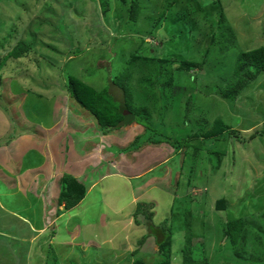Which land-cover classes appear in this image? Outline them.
<instances>
[{
  "label": "rangeland",
  "instance_id": "rangeland-1",
  "mask_svg": "<svg viewBox=\"0 0 264 264\" xmlns=\"http://www.w3.org/2000/svg\"><path fill=\"white\" fill-rule=\"evenodd\" d=\"M106 1L107 13L103 14L100 0H0V150L25 136L24 139L29 140L34 137L40 150L49 152L52 136H39L38 133L48 129L52 121L58 125L62 123V127H54V134L62 135L63 139L67 135L63 134V129H73L75 121L81 129L92 131V121H88L91 117L84 118L86 123H80L71 112L61 111L64 106H74V102L66 95V99L61 94L59 97L57 91H65L67 77L74 76L97 92L102 81V85H109L108 78L117 82L124 67L127 68L125 64L130 61V54L135 52L143 59L133 63L139 70L132 71L129 82L130 104H143L142 95L135 88L157 80L158 66L146 60L152 47L158 48V59L198 64L197 68L188 71L171 66L165 70L166 74L170 72L173 86L180 88L179 93L158 83L150 93L146 91L152 121L163 124V127L153 129L170 140L182 134L188 137L192 132L196 136L192 141L184 142V147L177 153L164 140L156 145L142 144L141 149L150 151L145 163L162 159L164 162L166 156L168 162L141 179L130 180L129 190H119L121 181L109 178L107 191L90 192L84 204L69 211L66 220L70 222L58 227L56 220L65 213L58 198L62 190L61 178L66 171L61 169L62 158H55L50 173L56 178L52 181L55 192L44 207L46 222H41L45 229L33 232L24 222L25 225L18 222L17 216L14 220L10 213L0 208V264H134L137 260L144 264H163L164 258L159 255L156 243L162 240L161 234L168 224L173 229L168 264H184L186 215L191 224L192 264H264V71L245 84L235 101L221 99L210 90V86L230 82L231 69L239 53L264 48V0H179L181 11L171 9L169 14L177 16L155 30V16L161 15L169 0H154L158 3L155 13L144 11L151 20L135 27L128 22L124 11L126 5L117 0ZM197 5H201L202 10H198ZM221 10L228 20L227 33L216 27ZM209 32L224 36L225 45L214 44L207 55L202 42ZM172 33L178 37L170 39ZM18 45L26 49L15 59L11 52ZM227 46L228 50H225ZM161 87L165 88V95L160 100ZM110 91L121 104V91ZM174 100L176 109L172 108ZM52 102L61 109L53 111L57 120L53 119ZM75 105L72 110L81 109ZM216 120L240 133L242 141L233 137L234 132L231 134L230 130L222 137L206 139L212 132L211 126L216 127ZM144 129L143 124L124 125L118 131L100 137V142L91 139L88 144L97 143L99 152H109L107 157L110 159L105 158L102 163L103 173L115 159L120 161L129 155V174L137 171L133 152L139 147L129 146L137 135L144 133ZM95 131L102 135L97 125ZM80 144L74 145L75 148ZM82 146L81 149L87 148L84 143ZM31 161L33 168L37 159ZM0 166V191L11 195L21 186L18 179L23 178L16 174H22L25 165L10 164L11 173L7 165L6 168L4 164ZM97 169L88 166V174L98 177ZM112 170L108 172L128 175L118 165ZM76 180L84 186L80 179ZM45 184L48 185V181L45 180ZM31 187L32 184L24 189L30 191ZM105 188L102 183L100 190ZM139 195L142 196L138 198ZM1 196L5 203V196ZM183 199L186 210L182 207ZM29 201L27 197L24 203ZM220 201L223 204L216 207ZM50 202L52 209L49 211ZM139 202L153 205L150 212L154 215L150 222L144 221L141 215L134 217ZM32 205L30 211L25 204V214L28 212L31 217L37 213L33 222L39 225L40 209L35 207L36 202ZM135 218L140 220L139 225ZM237 219H243L246 226L240 252L242 259L235 257L233 246L224 234L226 223ZM12 223L17 225L11 231L8 224ZM145 235H148L145 242L138 245Z\"/></svg>",
  "mask_w": 264,
  "mask_h": 264
},
{
  "label": "trees",
  "instance_id": "trees-1",
  "mask_svg": "<svg viewBox=\"0 0 264 264\" xmlns=\"http://www.w3.org/2000/svg\"><path fill=\"white\" fill-rule=\"evenodd\" d=\"M119 3H122L123 5H126L124 7V11L127 13L128 16V22L133 25V27L137 26L140 23H147L151 19H149L150 15H145L144 11H149L151 14H154V9L158 6V3L153 2L154 0H151L149 3H145L144 0H117ZM215 5V2H212ZM100 5L102 8V13H107V1L106 0H100ZM220 5V3H218ZM182 5L179 2V0H169L165 4L164 10L161 12V15L157 14L155 16V22L153 24L154 30L157 28H160L162 26L163 22L169 21L177 16L170 15L169 12L171 9L176 8L177 10L181 11ZM198 10H202L201 5H197ZM221 7V6H220ZM222 8V7H221ZM204 9V8H203ZM156 10V9H155ZM152 11H154L152 13ZM180 13V12H179ZM223 10L220 11L218 20L216 23V27L221 31L223 29V33H227L229 30V27L227 26L228 20H226V16L223 14ZM146 25V24H145ZM151 26V25H150ZM148 27V25H147ZM152 27V26H151ZM208 35H205L206 39L202 44L206 47V53L207 55L210 53V50L212 47H214V44L217 46H224L225 43H223L224 36L214 35L213 33H207ZM187 35H189L187 33ZM174 33H172L169 38L173 39L176 38ZM217 39V41H216ZM26 47L23 45H18L12 52L11 57L17 59L19 58L22 53L25 51ZM152 53H149L150 55L148 58H146L147 61H152L155 65L158 66L156 70L157 80H154L152 82L147 81L145 86H142V91L139 92V94L142 95V101L143 104H137L138 106H133L130 104V92L132 91L130 88V79L132 77V71H138L139 69L137 64H133L134 62L143 59V56L139 58L137 53L130 54L131 58L129 62H126L125 65H127V68L124 67L122 70V73L117 78V82H112L114 86L118 87L120 91L123 92L124 95V104L123 106H118L113 103L112 100H110V97L108 96L107 92H96L91 87L86 85L85 83L81 82L74 76H68L67 77V83H66V92L68 96L71 98V100L79 105L81 108L85 109L89 112V114L93 117V119L96 121L98 125V129L102 133V135H108L111 131L121 128L124 125H131L132 123L136 124H143L145 126L144 133L137 136L136 139L132 142V144L129 147H135L138 148L142 146V144L145 143H151V144H160L162 140L167 141L170 143V145L174 148V153L179 152L180 149H182L184 146V142L187 140L192 141L196 133L192 132L190 136H185L182 134V136L177 137L175 140H170V138L165 137L164 135H161V133H158L156 130L154 131L155 126L163 127V124L154 123L151 119V112L148 107L149 98L146 97L150 93V89L156 85L157 83L162 85L164 87L170 86V91L173 93H179L180 88L177 86H173L171 78V74L165 73V70L170 66L174 68H178L183 71H188L190 68L194 69L198 67V64H194V62H188V61H177L170 59H158L156 57L158 48H149ZM137 50V49H136ZM143 52H147V49H142ZM225 50H228V46L225 47ZM134 52V51H133ZM223 52V50H221ZM206 62V59H205ZM204 62V65H205ZM177 63V66L175 65ZM221 63V61H219ZM190 69V70H191ZM250 69L253 70L250 72ZM155 70V71H156ZM264 71V48H258L256 50H252L249 52H241L239 53L237 60H235V63L232 66L231 69V80L229 83H225L226 81H223L222 86L215 85L210 86V90L212 94L215 96L224 99V100H230L235 101L236 97L238 96V93L240 90H242L245 87V84L247 82L254 80L257 75H259L261 72ZM163 73V75H162ZM166 79L161 83V80ZM161 87L160 89V100L161 97H164L165 88ZM148 91V92H146ZM146 94V95H145ZM132 97V96H131ZM162 101H160L161 103ZM133 103V102H132ZM176 100H174V103L172 102V108L176 109ZM185 109V108H184ZM176 111V110H175ZM163 118V117H161ZM216 127L211 126V131L209 137L206 139H216L217 137H222L225 132H228L230 128H227L223 123H221L219 120H216L215 122ZM154 128V129H153ZM199 129V128H198ZM233 137L237 138L238 140L242 141V138L237 132L235 131H229ZM228 132V133H229ZM237 135H234V134ZM193 135V136H192ZM221 135V136H220ZM9 142V141H7ZM131 147V148H132ZM196 152V150H195ZM62 190L60 192V196L58 198V204L63 205L64 211H69L75 208L79 205V203L83 200L85 196V187L81 185L74 177L71 175H68L67 173H64L62 178ZM181 204V203H180ZM222 205L223 202L220 201L216 205ZM174 205V204H173ZM184 205V206H183ZM182 207L184 210L187 209L185 199L182 201ZM153 208L152 204H146L139 202L135 206L134 211V217L137 215H141V217L144 219V221L152 220L153 213L150 212V210ZM143 211V213H142ZM57 215V214H56ZM187 216V217H186ZM185 216L184 219V231L186 232L185 241L184 244V257H183V263L184 264H192V259L190 256V246H191V224L188 219V215ZM183 217V216H181ZM55 218V217H54ZM138 220V221H137ZM139 219L135 218V223L139 225ZM165 222V221H164ZM183 222V220H182ZM141 224V222H140ZM167 225V223L165 222ZM164 224V225H165ZM169 227H167L164 230V233H160L162 237V240L158 241L156 243L158 248V253L160 256L164 258L163 264H168L170 259V251H171V239L173 235V229L171 227V224H168ZM246 226L245 221L243 219H237L230 222H227L224 228V234L225 237H227L230 244L233 246V252L236 258L242 259L243 257L240 256L241 249H243L244 241H245V232ZM149 235V234H148ZM145 235L138 241V245H142L145 240L147 239V236ZM259 241V238H256ZM134 264H144L143 262L137 260Z\"/></svg>",
  "mask_w": 264,
  "mask_h": 264
},
{
  "label": "crops",
  "instance_id": "crops-1",
  "mask_svg": "<svg viewBox=\"0 0 264 264\" xmlns=\"http://www.w3.org/2000/svg\"><path fill=\"white\" fill-rule=\"evenodd\" d=\"M106 80H107L106 82H109V85H102V83L104 82V81H102L101 83L98 84V86L101 84V87H100L99 91H97V92H101V91L106 92V88L104 89V87L106 86L108 89L107 94L110 97V100H112L113 103L115 102L114 104H118V106L122 107L124 104L123 92H121V94L123 95V97H122L123 101L120 104L118 101L115 100V98L112 95V92L110 91V90H113V89L116 90L119 88L114 86L112 83V80H109V78ZM91 82H94V81H91ZM91 85L94 86V84H92V83H91ZM90 87H92V86H90ZM135 90L142 91V88H139L137 86L135 88ZM59 94H61V96H63V97H64V95H66V98L71 100V98L68 96L66 90L64 91L63 89H61V90L59 89L57 91V95L59 97H61ZM55 103L56 102H52V115H53V119L57 120L58 117L57 116L54 117L53 111L60 109V108L59 107L56 108L57 106L55 105ZM59 105H62V104H59ZM73 105L74 106H72V107H76V105L74 103H73ZM64 107L65 108H62V110L61 109L60 110L63 111V113L71 112V115L75 119L80 120L79 121L80 123H83V122L86 123L84 118L91 117L92 120H90L88 118V121H90V123L92 121V123H91V124H93L92 131L90 129L87 131L81 129V125L77 124L78 122L75 121L76 127H74L73 129H71V128L70 129H68V128L63 129L64 130L63 134L67 133L66 137L63 139L62 135L54 134L56 131L54 129V127L58 124L55 123V121H54V123H55L54 124L52 121V124L48 127V129H43L40 133H38L39 136H40V134L45 135V136L47 134V136L49 138L52 136V140H49V142L52 143V147H49V152H48V150H45V151L40 150V148L38 147L39 143L37 144L35 142L34 137H32V140H29V138L24 139L25 136H23L19 142L15 143V144H9L7 148H2L0 150V159H1L0 165L4 164L5 165L4 168H6V165H7V169L10 171V173H11V168L9 167L10 164L25 165V170L23 171V173L22 174H20V173L16 174L17 176L23 178V179H18L19 184L21 186L16 188V192L12 193L11 195H9V194L5 195V194H2V192L0 191V196L4 195L5 199H6V201L4 203L3 197L2 196L0 197V208L4 209L8 213H10L9 215H11V217H13V219H14V216H17V218H19L18 222H20L21 224H23L22 222H24L33 232L34 231L37 232V231H41L42 229H45V227H44L45 225H43V224L41 225V222L42 221L44 223L46 222L45 213H47V212L45 211L44 207L46 208L45 205L48 204L49 198H51L52 193L55 192V185H53L54 183H52V181H55L56 178L55 177L52 178V175L50 174L52 169H53L52 163H53V160L55 158H59V159L62 158L61 169L63 170V172L66 171V173L68 175H71L76 179H80V181H82L84 183V187L86 188V194H85L83 200L80 202L79 205L84 204V201L86 200V198L90 192H92V191H98V192L107 191L106 189H108V187H109L107 184L109 181V178L118 179L119 181H121V183L119 185V188H120L119 190H121V191L129 190V187L131 185V184H129L130 180H136V179L138 180V179H141L144 176H146V174L149 175L155 169H158L159 167L166 164L168 162V159H169L168 156H166L165 157L166 159L164 162H162L163 161V159H162V161H158V162L156 161L155 163L152 162V163L147 164V163H145L146 154H148L150 151H147L146 148L141 149L142 147L140 146L138 148L137 152L136 151L133 152L134 158L137 159V162H135V163H138V167L136 168L137 171L133 170L134 172L129 174L128 164L130 162L128 160V157L130 155L128 157H125L126 159L124 157H122L120 159V161H119V159H115L113 161V163L111 162V166L108 169V171L110 172V170H112L114 166L118 165V168L125 170V173L128 174L127 176H130L132 179H127L129 177L124 176L123 175L124 173H122V176H119V174L116 172L109 173L108 171L107 172L105 171L106 173H103V166H102L103 164L102 163L105 160V158H107V160L110 159V157H107V156H110V155H108L109 152H107V153L101 152V151L99 152L97 143L88 144L92 140H94V142H97V141L100 142L101 141L100 137L104 138V135L102 136L100 134H95V133H97V131H95L96 125H97L96 121L93 119V117L88 112L86 113V111H84L82 109H80V110L76 109L77 111L76 110L74 111L71 109L72 107H70V108H66V106H64ZM150 112H151V109H150ZM55 113H56V111H55ZM72 113H74L75 115H73ZM85 113H86V115H85ZM132 124H135L137 126L136 123H132ZM58 126H59V128L62 127V123H60ZM97 127H98V125H97ZM119 129H116V131H118ZM1 130L3 132V128H1ZM113 131H115V130H113ZM113 131H111L110 133H112ZM91 133L93 135H91ZM68 134H69V136H68ZM108 135H106V136H108ZM137 136H139V135H137ZM96 137H98V138H96ZM49 138L46 137L45 141L48 142ZM56 138L58 140L53 141V139H56ZM94 138H96V139H94ZM59 139H61V140H59ZM0 140H2V139H0ZM38 141L39 140H37V142ZM5 142H6V139L4 140V143ZM79 143H81L79 146H77V147H79V149L77 147L75 148L74 145H78ZM83 143H84V146H86L87 148L81 149V147H83L82 146ZM3 145H5V144H3ZM107 151H110V150H107ZM99 153H100V155H99ZM152 155L154 156V152H152ZM32 158L37 159L35 167H33V168L31 167V162H32L31 159ZM89 160L91 161L90 164H88ZM23 161H25L24 164H22ZM140 163H142V164L140 165ZM88 166L91 169H94L95 167L98 168L97 169L99 171L98 177H96L94 174H88V170H87ZM0 168H1V166H0ZM166 171H167V169H165V175L167 174ZM41 177H43V180L40 179ZM151 179H153V177H151ZM159 179H162V178L159 177ZM45 180L48 181V183H49L48 185H46L47 183L45 184ZM30 182H31L32 187H33V188L31 187L32 192H31V190L27 191L24 189L26 186L30 187V185H31V184L29 185ZM102 183H105L106 188L101 191L100 186ZM0 186H1V184H0ZM131 188H132V186H131ZM131 188H130V191L133 190ZM134 196H136V195H134ZM134 196H132L131 200L134 198ZM141 196L142 195H139L138 198H140ZM27 197L30 198V201L27 203H24V202H26ZM142 199H145V198L143 197ZM146 201H148V200H146ZM34 202H36L35 207L38 206V208L40 209L39 218L41 221H40L39 225H37V224L34 225V222H33V219L36 218L37 213L35 215L32 214L31 217L28 216V212L26 213L27 215L25 214V208H26L25 204L28 206L29 210L31 211V210H33L32 204ZM45 202H46V204H45ZM2 204H3V206H2ZM50 204H51V206H49V211L52 209L51 208L52 203L50 202ZM91 204L92 203H89L88 205L91 206ZM127 204L129 205V202ZM19 209H22V211L18 212ZM74 209H72V210H74ZM8 213H6V214H8ZM68 213H69V211H65V213L63 215H59L60 217L58 216L59 217L58 219L56 216L57 220H56L55 224L57 227L62 223L66 224L67 222H70V221L66 220V216ZM31 219H32V221H31ZM14 220H17V219H14ZM25 224H23V225H25ZM16 225H15V223L8 224V226L11 227V231H12V228L16 227Z\"/></svg>",
  "mask_w": 264,
  "mask_h": 264
},
{
  "label": "clouds",
  "instance_id": "clouds-1",
  "mask_svg": "<svg viewBox=\"0 0 264 264\" xmlns=\"http://www.w3.org/2000/svg\"><path fill=\"white\" fill-rule=\"evenodd\" d=\"M122 92V91H121ZM82 110L86 111L85 109L81 108ZM88 112V111H86ZM89 113V112H88ZM102 134V133H101ZM73 177V176H72ZM76 179V178H75ZM85 194H86V188H85ZM80 204V203H79ZM61 206V205H60ZM62 209H63V205H62ZM64 211V210H63ZM70 211V210H69ZM65 212V211H64Z\"/></svg>",
  "mask_w": 264,
  "mask_h": 264
}]
</instances>
